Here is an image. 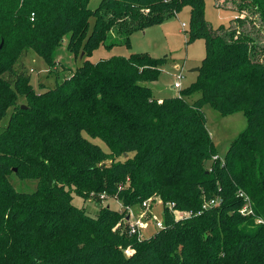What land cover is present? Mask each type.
<instances>
[{
    "label": "trees",
    "instance_id": "obj_1",
    "mask_svg": "<svg viewBox=\"0 0 264 264\" xmlns=\"http://www.w3.org/2000/svg\"><path fill=\"white\" fill-rule=\"evenodd\" d=\"M90 1L0 0V264H264V43L248 24L258 19L264 28V0H216L238 12L218 27L206 19L205 0H102L96 9ZM186 6L190 42L204 39L206 57L180 95L160 102L149 85L165 57L84 58L101 44L130 45L134 31ZM66 36L69 51H84L83 64L35 91L22 58L34 50L53 72ZM205 104L247 117L224 157ZM13 173L36 181V189L18 190ZM239 191L254 214L241 213ZM73 192L123 206L108 203L91 215ZM156 195L164 228L130 235L129 209ZM217 197L219 205L203 207ZM169 203L192 214L176 219Z\"/></svg>",
    "mask_w": 264,
    "mask_h": 264
},
{
    "label": "rangeland",
    "instance_id": "obj_2",
    "mask_svg": "<svg viewBox=\"0 0 264 264\" xmlns=\"http://www.w3.org/2000/svg\"><path fill=\"white\" fill-rule=\"evenodd\" d=\"M102 0H91L89 7L96 9ZM206 2V19L214 26L218 27L221 24L227 25L231 19L238 15L235 10L236 7L230 3H226V6L233 8L234 10L227 8H218L216 6V0H205ZM236 6V5H235ZM248 13L242 16H247ZM190 19H191V7L186 6L177 13L170 17L165 22L153 25L145 30H136L130 36V45H116L111 48L105 44H101L94 49L88 58L90 62H98L101 59L109 58L113 55L129 57L132 53H148L155 58H167L164 64L161 66V74L157 81L149 83L153 88L156 96L164 98L180 95L182 90L187 89L197 80L198 72L192 71L196 67H201L204 58L206 57V44L204 39H197L190 42ZM95 16H91L88 34L91 33L95 24ZM186 23V27L182 24ZM251 26L253 34L258 36V39L264 43V28H260L258 19L248 22ZM262 29V30H261ZM114 35V33L112 34ZM112 39V36L110 40ZM69 36H66L63 44L55 50L54 59L58 64L54 68L53 72H50L49 65L46 60L34 50H30L26 54L21 62L26 64L30 74V84L35 91H41V84L46 86H54L60 74L62 78L68 72L76 70L80 67L83 60V50L76 56L74 53L68 50L67 43ZM60 73H58V72ZM182 72L184 78L182 79V87L180 89L175 88L174 84L177 79V75ZM201 96V93L196 92L189 96L187 99L190 102L195 101ZM19 101L24 102L25 98L19 95ZM203 111L206 116V122L211 136L214 140L217 151L221 157H224L230 143L247 127L248 120L243 112H236L229 115H223L210 104L203 106ZM11 112V111H10ZM8 121L6 117L2 121V125H5ZM90 138V137H89ZM94 142L101 145L106 151H109L107 145L100 138H90ZM10 179L18 190L31 192L37 187L36 181H30L20 179L16 174H11ZM74 203L79 207H83L91 215H97L102 206L108 203L114 208H121L122 202L109 196L101 195L100 201L94 194L88 198H82L75 192ZM149 207L136 206L129 209L131 217H138L141 214H145L149 223L144 229L142 236L149 237L153 235L158 228L154 223V216L162 219V212L164 210L163 200L160 196H153ZM153 217V218H152ZM128 216L126 218V221ZM123 221L119 223L117 227L125 224ZM128 226V222L126 223Z\"/></svg>",
    "mask_w": 264,
    "mask_h": 264
},
{
    "label": "built area",
    "instance_id": "obj_3",
    "mask_svg": "<svg viewBox=\"0 0 264 264\" xmlns=\"http://www.w3.org/2000/svg\"><path fill=\"white\" fill-rule=\"evenodd\" d=\"M33 19L34 18L32 17V20ZM182 26L186 27L187 25H186V23L183 22ZM183 78H184V74L182 72H180V74L177 75V79H176L175 84H174L175 88L180 89L182 87V79ZM161 101L162 100H160V102ZM239 196L244 199V205H243V207L240 210L241 213L243 215H252V214H254L253 204H252L250 196L247 193H245L244 191H239ZM151 199H152V197L147 199V200H145L143 202L142 206L146 207V208L149 207L150 206L149 202H151ZM221 202H222V198L221 197L212 198L210 200H206L204 205H203V207L204 208H209L211 206H217ZM169 206H170L171 211L174 212V215H175L176 219H183V218L189 217L192 214L191 211H185V210H181V209H178V208H174L175 203H169ZM153 219H154L155 226L158 229L164 228L163 219H160L157 216H154ZM127 222H128V232H129V234L130 235L137 234L139 236L143 235L144 229L146 228L147 224L149 223V221L147 219V216H146V213L145 214H141L138 217H131V215H128ZM257 222L261 223V222H263V220L258 219ZM127 252L130 253L131 250L129 249V250H127Z\"/></svg>",
    "mask_w": 264,
    "mask_h": 264
},
{
    "label": "water",
    "instance_id": "obj_4",
    "mask_svg": "<svg viewBox=\"0 0 264 264\" xmlns=\"http://www.w3.org/2000/svg\"><path fill=\"white\" fill-rule=\"evenodd\" d=\"M2 45H3V44H2ZM2 45H1V46H2ZM83 55H84V52H83L82 56H83ZM192 71L199 72V71H200V67H196V68H194ZM22 107H25V105H23ZM14 171H17V169L15 168Z\"/></svg>",
    "mask_w": 264,
    "mask_h": 264
},
{
    "label": "crops",
    "instance_id": "obj_5",
    "mask_svg": "<svg viewBox=\"0 0 264 264\" xmlns=\"http://www.w3.org/2000/svg\"><path fill=\"white\" fill-rule=\"evenodd\" d=\"M156 97H158V98L161 99V100L164 99V97H161V96H156Z\"/></svg>",
    "mask_w": 264,
    "mask_h": 264
}]
</instances>
